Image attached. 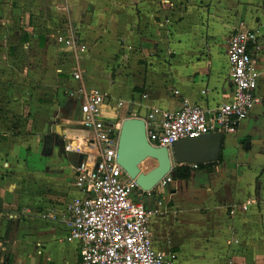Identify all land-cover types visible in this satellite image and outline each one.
<instances>
[{
    "label": "crops",
    "instance_id": "1",
    "mask_svg": "<svg viewBox=\"0 0 264 264\" xmlns=\"http://www.w3.org/2000/svg\"><path fill=\"white\" fill-rule=\"evenodd\" d=\"M237 29L259 32L264 72V0H0V264H81L61 219L83 194L80 153L65 145L92 131L70 91L105 93L108 121L184 99L214 110L233 94L227 51ZM70 30L86 51L57 40ZM258 93L237 131L223 134L218 161L134 193L158 210L154 247L175 255L172 264H264V75Z\"/></svg>",
    "mask_w": 264,
    "mask_h": 264
},
{
    "label": "built area",
    "instance_id": "2",
    "mask_svg": "<svg viewBox=\"0 0 264 264\" xmlns=\"http://www.w3.org/2000/svg\"><path fill=\"white\" fill-rule=\"evenodd\" d=\"M56 38L75 50L88 49L78 41L74 30ZM261 50L256 29L233 31L227 51L233 87L231 99L214 110L187 99L176 110L154 108L145 118L150 143L171 149L175 142L186 137L235 133L262 101L258 90L264 72L257 59ZM74 78L82 79V73L77 70ZM69 94L80 99L81 123L92 131L91 136L78 142L70 140L65 145L66 151L84 155L76 168L83 194L67 201L61 216L67 239L80 244L81 264H172L175 255L168 258L154 247L150 219L158 210H150L134 199L139 186L117 162L121 122L104 117L102 105L106 94L85 85ZM171 174L158 185L170 183Z\"/></svg>",
    "mask_w": 264,
    "mask_h": 264
},
{
    "label": "water",
    "instance_id": "3",
    "mask_svg": "<svg viewBox=\"0 0 264 264\" xmlns=\"http://www.w3.org/2000/svg\"><path fill=\"white\" fill-rule=\"evenodd\" d=\"M223 139L222 133L213 132L180 139L171 149L154 146L148 139L146 119L126 117L119 129L117 162L131 178H135L139 189L134 193L152 192L167 174L173 172L174 164L207 165L218 161ZM79 157L81 162L83 155ZM149 158L157 160V165L145 172L141 164Z\"/></svg>",
    "mask_w": 264,
    "mask_h": 264
},
{
    "label": "rangeland",
    "instance_id": "4",
    "mask_svg": "<svg viewBox=\"0 0 264 264\" xmlns=\"http://www.w3.org/2000/svg\"><path fill=\"white\" fill-rule=\"evenodd\" d=\"M0 111H1V116L4 117L7 113L6 107H7V101L5 99L4 96L0 97ZM157 165V160L149 158L147 160H145L141 166L142 169L146 172L149 171L150 169H152L153 167H155Z\"/></svg>",
    "mask_w": 264,
    "mask_h": 264
},
{
    "label": "trees",
    "instance_id": "5",
    "mask_svg": "<svg viewBox=\"0 0 264 264\" xmlns=\"http://www.w3.org/2000/svg\"><path fill=\"white\" fill-rule=\"evenodd\" d=\"M215 163V162H214ZM214 163H209L207 165H199L198 168H205L210 164ZM191 167L188 164H182V165H175L173 166V171L175 172L176 177L178 178H187L190 174Z\"/></svg>",
    "mask_w": 264,
    "mask_h": 264
}]
</instances>
